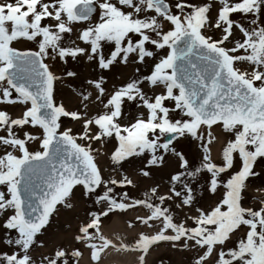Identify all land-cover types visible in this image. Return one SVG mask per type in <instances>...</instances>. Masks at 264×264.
<instances>
[{
  "label": "rangeland",
  "instance_id": "rangeland-1",
  "mask_svg": "<svg viewBox=\"0 0 264 264\" xmlns=\"http://www.w3.org/2000/svg\"><path fill=\"white\" fill-rule=\"evenodd\" d=\"M75 1L0 0V264H77L90 240L101 243L91 251L96 260L105 247L99 227L116 213L146 227L118 246L138 251L139 264L150 248L149 264H264V136L221 123L198 136V120L167 81L170 39L195 29L263 88L264 0H166L163 15L146 0H82L96 7L86 19L70 14ZM18 17L29 31L13 37ZM7 47L41 54L53 79L55 131L83 146L100 176L92 191L74 186L37 231L16 216V165L39 154L50 131L4 80ZM167 131L177 136L164 143ZM215 136L224 141V168L209 155Z\"/></svg>",
  "mask_w": 264,
  "mask_h": 264
},
{
  "label": "water",
  "instance_id": "water-1",
  "mask_svg": "<svg viewBox=\"0 0 264 264\" xmlns=\"http://www.w3.org/2000/svg\"><path fill=\"white\" fill-rule=\"evenodd\" d=\"M161 12L168 6L163 0H150ZM90 2L73 5L79 18L90 16ZM26 23L12 24V33L22 35ZM171 78L179 87L191 110L207 124L217 121L240 122L254 132L264 128V91L241 78L230 58L218 47L205 41L196 31L178 34L170 42ZM10 61L3 72L17 92L29 97L36 117L47 128L56 126L57 111L51 100V76L41 57L31 50L7 49ZM174 134H166L165 140ZM17 207L21 221L30 229L38 228L58 200L71 186L81 182L93 189L98 183L97 170L88 153L69 136L53 133L43 153L17 165ZM50 177H54L51 181Z\"/></svg>",
  "mask_w": 264,
  "mask_h": 264
},
{
  "label": "bare ground",
  "instance_id": "bare-ground-1",
  "mask_svg": "<svg viewBox=\"0 0 264 264\" xmlns=\"http://www.w3.org/2000/svg\"><path fill=\"white\" fill-rule=\"evenodd\" d=\"M164 22V21H163ZM162 22V23H163ZM172 28V27H170ZM75 31L73 27L70 28H62V32L70 33ZM80 38L78 39L77 43L74 44V47L78 46V43L80 44ZM70 45V44H69ZM73 45V44H72ZM80 49V46H79ZM93 53H95V49H89ZM86 51V50H85ZM88 57V56H87ZM83 60V58H81ZM90 59L92 57L90 56ZM89 60V57L88 59ZM88 62V61H86ZM2 82L0 83L1 86ZM215 124V123H214ZM213 125H205V124H200L197 135L201 136L202 133L205 132H210L213 130ZM37 131H39L38 128H36ZM261 134V132L258 133V135ZM214 141L210 143L209 147V155L211 159L220 164L221 168H223L226 164V160L224 159V148H223V138L221 136H215ZM247 144V142H246ZM172 161L169 160L167 162V166H169ZM50 180L53 181L54 177H50ZM257 193H262L260 190L257 191ZM130 203V202H129ZM55 209V208H54ZM54 211V210H53ZM138 213L137 215L141 216V219H146L147 218V213L141 208V207H132L130 212ZM50 216V215H49ZM108 222L105 223L104 225L102 224L101 227H99L100 235L105 239V241L102 243L104 244L105 247H102L100 254L98 255L96 260H93L91 257V251L98 249L99 251V244L101 243H92L91 240L89 241L88 244L84 245L83 250L81 252V257L77 261V264H139V252L134 251L132 249H129L125 246L123 247H118L119 245L122 246L121 244L124 243L125 241H128L127 239L130 238V236L137 235L138 233L140 234L145 231L146 227H132L128 226L124 220H121L120 214L116 213L112 215L108 220ZM149 230V228H148ZM148 230L146 231V234H148ZM151 232V231H149ZM132 233V234H131ZM131 234V235H127ZM174 235V233H173ZM172 235V236H173ZM138 236H136L137 238ZM164 243L159 244V248L162 250ZM117 248H115V247ZM153 252V249L150 248V251L148 252V255L145 259V264H149L151 260V256Z\"/></svg>",
  "mask_w": 264,
  "mask_h": 264
}]
</instances>
